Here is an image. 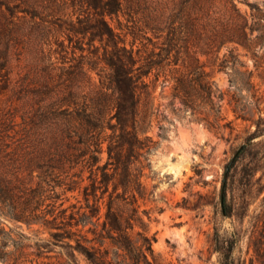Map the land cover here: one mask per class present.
<instances>
[{"label": "trees", "instance_id": "obj_1", "mask_svg": "<svg viewBox=\"0 0 264 264\" xmlns=\"http://www.w3.org/2000/svg\"><path fill=\"white\" fill-rule=\"evenodd\" d=\"M205 1L211 2L0 0L1 94L11 88L19 13L23 40L40 35L54 37L56 44L42 50L47 66L25 86L34 89L23 90L22 121L11 110L0 113V253L15 231L6 230L1 220L7 218L47 231L56 243L44 242L42 248L59 245L67 264H80V257L88 264H163L153 249L155 236L149 235L151 213L142 209L149 197L143 182L148 156L158 146L148 132L159 111V86L163 93L169 90L161 138L176 120L233 130L223 110L225 93L214 88L201 56L246 39L245 19L234 4L228 17L214 22L208 15L204 39ZM142 7L148 9L138 15ZM126 15H138L140 24L128 31L121 19ZM54 54L60 57L56 62ZM233 112L256 129L225 166L219 205L226 219L236 215L237 188L248 210L264 192V117L254 121L246 109ZM253 226L249 264H264V210ZM240 241L236 229L229 235L216 231L219 264H247L236 256Z\"/></svg>", "mask_w": 264, "mask_h": 264}, {"label": "rangeland", "instance_id": "obj_2", "mask_svg": "<svg viewBox=\"0 0 264 264\" xmlns=\"http://www.w3.org/2000/svg\"><path fill=\"white\" fill-rule=\"evenodd\" d=\"M233 4L245 19L241 25L247 38L242 42L224 44L215 55L201 56L214 88L225 93L223 110L227 121H233V130L209 129L202 123L176 120L167 137L161 138L159 121L169 114L166 108L169 90L163 93L159 86L156 93L155 107L159 111L148 135L158 142V146L148 156L149 167L144 172L143 182L149 197L142 202V209L151 213L149 235L155 236L153 249L163 264H219L220 257L215 250L217 230L221 235H229L234 229L239 231L241 241L236 256L242 263L249 264L254 256L251 245L253 225L256 216L264 210V192L253 199L248 210L241 204L239 197L242 193L237 188L236 215L227 219L221 215L219 200L226 164L244 144L249 133L256 129L251 122L236 120L233 109H246L254 121L260 115L264 117V0L205 1L200 8L203 14L200 27L203 38L207 39L210 29L208 15L213 17L214 22L228 17L234 12ZM146 8H140L138 15ZM138 15L132 19L127 15L121 18L128 31L135 24H140ZM18 16L19 19L14 18L18 24L13 36L17 43L13 47L10 63L11 88L7 94L0 93V113L11 110L20 122L23 118V90L34 89L25 86L35 83L47 66L42 50L45 47L47 53L49 49L54 50L56 44L54 37L46 39L40 35L23 40V13ZM114 25H117L116 20ZM129 39H132L131 36ZM66 44L78 48L83 45L68 41ZM57 57L60 58L54 54L53 61H58ZM79 57L80 51L77 50L75 58ZM92 77L98 83L97 72H92ZM261 140L257 139L256 142ZM1 221L6 230L15 231L5 251L7 253H0V258L4 259V262L0 260V264H67L68 258L59 245L42 248L44 242H56L39 225L29 227L7 218ZM19 233L28 238H22ZM79 262L88 264L82 257Z\"/></svg>", "mask_w": 264, "mask_h": 264}]
</instances>
